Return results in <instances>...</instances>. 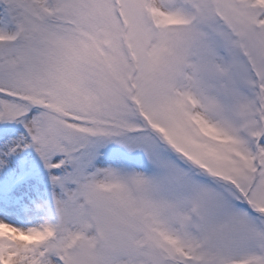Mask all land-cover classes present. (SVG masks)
Listing matches in <instances>:
<instances>
[{
    "label": "snow or ice",
    "instance_id": "obj_1",
    "mask_svg": "<svg viewBox=\"0 0 264 264\" xmlns=\"http://www.w3.org/2000/svg\"><path fill=\"white\" fill-rule=\"evenodd\" d=\"M0 264H264V0H0Z\"/></svg>",
    "mask_w": 264,
    "mask_h": 264
}]
</instances>
